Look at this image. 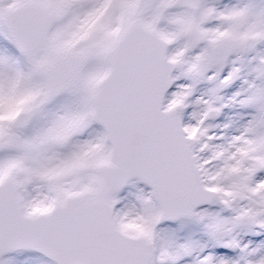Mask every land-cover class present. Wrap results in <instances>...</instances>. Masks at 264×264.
I'll list each match as a JSON object with an SVG mask.
<instances>
[{
    "label": "snow or ice",
    "instance_id": "1",
    "mask_svg": "<svg viewBox=\"0 0 264 264\" xmlns=\"http://www.w3.org/2000/svg\"><path fill=\"white\" fill-rule=\"evenodd\" d=\"M0 264H264V0H0Z\"/></svg>",
    "mask_w": 264,
    "mask_h": 264
}]
</instances>
